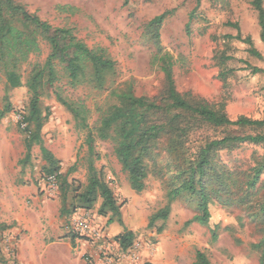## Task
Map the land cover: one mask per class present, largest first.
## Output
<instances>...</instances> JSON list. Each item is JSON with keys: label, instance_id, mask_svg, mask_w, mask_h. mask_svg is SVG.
Returning a JSON list of instances; mask_svg holds the SVG:
<instances>
[{"label": "rangeland", "instance_id": "374dc122", "mask_svg": "<svg viewBox=\"0 0 264 264\" xmlns=\"http://www.w3.org/2000/svg\"><path fill=\"white\" fill-rule=\"evenodd\" d=\"M29 13L35 14L51 26L72 29L78 39L89 48H103L116 63L114 88L119 92L130 90L135 96L152 98L164 87L163 76L151 64L153 49L142 38L144 25L153 17L167 12L160 29L163 49L175 60L173 76L176 90L194 102H204L216 108L223 107L228 118L242 116L264 120V74H251L240 61L264 70V44L259 40L256 14L248 0H202L195 18L186 25L195 0H14ZM264 6V0H263ZM238 23L243 36H250L260 58L252 57L247 47L234 40H224L236 32L226 26ZM40 53L31 55L20 67L23 85L31 65H42L49 53L48 46L40 41ZM220 52L234 57L220 67L214 59ZM231 70L225 82L219 78L222 71ZM64 97L81 101L89 110V126L94 129L101 109L115 104L109 90L95 91L86 85L70 87L62 77L55 84ZM54 86V87H55ZM4 79L0 75V109ZM12 112L0 120V264H20L17 251L20 238L30 233L29 226L42 222L49 225L52 241L73 239L72 252L79 264H193L196 251L204 252L210 264H258V252L253 248L259 235L255 224L249 220L247 210L240 207L224 208L217 203L209 207L211 223L219 225L215 243L210 242L206 227L195 222L187 223L194 210L181 199L171 204L165 222H157L148 229L149 217L166 204L164 180L149 172L145 188L135 193L127 176L121 171L111 142L95 140L93 154L85 145V132L75 128L71 115L55 100L54 89L44 87L40 92V109L47 116L41 137L43 146L59 165L60 179L84 186L87 168L92 161L96 171L103 175L120 206L121 225L109 217L97 214L98 200L92 210H77L59 217V188L49 193L42 174L44 161L39 148L31 150L30 160L20 163L25 156L24 124L21 115L27 108L29 94L25 86L9 94ZM234 134H256L264 130H230ZM220 136V131L205 130L198 137ZM254 154H264V149L241 146L222 158L230 165L245 168ZM264 180V173L261 176ZM73 193H67L64 208L70 210ZM39 202V203H38ZM48 204L43 219L33 213L38 205ZM74 219L88 221V230L79 235L73 231ZM161 227L162 232L157 233ZM3 228H7L3 230ZM3 230V231H2ZM129 231L132 245L122 251L115 237ZM98 238H96V237ZM15 250L14 260L8 251Z\"/></svg>", "mask_w": 264, "mask_h": 264}, {"label": "trees", "instance_id": "16d2710c", "mask_svg": "<svg viewBox=\"0 0 264 264\" xmlns=\"http://www.w3.org/2000/svg\"><path fill=\"white\" fill-rule=\"evenodd\" d=\"M201 2L195 0V6L188 16L187 31ZM248 4L256 14L259 40L264 44L263 0H248ZM167 14L165 12L149 20L142 33L143 40L153 49L151 64L157 67L164 82L162 92L148 98L135 96L130 90L119 92L113 87L116 63L105 49L89 48L72 29L51 26L14 0H0V75L4 79L0 120L12 112L10 92L25 86L29 102L21 115L20 123L25 125V156L20 163H27L32 148L37 146L44 161V178L55 174L59 182L58 162L43 146L41 137L47 116L42 115L39 95L44 87H53L55 100L71 115L75 128L85 132L84 142L89 155L93 154L95 140L111 142L113 154L135 193L144 190L149 172L164 180L166 204L149 217L148 229L154 228L157 222H165L171 204L181 199L194 210V216L187 223L195 222L206 227L210 242L215 243L219 225L211 223L209 207L213 203L224 208L240 207L247 210L249 220L255 224L259 239L253 248L259 254L258 264H264V180L261 179L264 154H253L245 168L230 165L222 158L224 153L241 146L264 149L263 132H229L246 129L263 131L264 120L242 116L232 120L227 117L222 106L216 108L204 102H194L176 90L173 76L175 60L160 42V29ZM226 26L236 34L227 35L224 40L237 41L247 47L250 56L260 58L252 39L242 35L238 23H227ZM40 41L48 46L49 53L42 65L30 66L23 85L20 67L28 62L31 55L40 53ZM214 59L220 67L234 61V57L225 52H220ZM240 62L251 74H264V70ZM232 73L231 70L222 71L219 78L225 82ZM62 77L72 88L86 85L95 91L109 90V95L115 99V104L100 110L94 129L89 126V110L84 103L64 97L62 90L55 86ZM205 130L220 131L221 135L215 138L208 135L198 137ZM58 188L61 197L60 218L77 210H92L100 200L97 214L109 217L110 223L115 220L121 225L120 206L92 161L88 164L84 186L74 187L73 182L68 183L66 177H62ZM69 191L74 194L70 210L64 208ZM161 232L162 228L159 227L157 233ZM132 239L133 235L129 231L115 237L122 251L131 247ZM12 253L15 254V250ZM193 264H210V261L204 252L196 251Z\"/></svg>", "mask_w": 264, "mask_h": 264}, {"label": "crops", "instance_id": "0c3cea01", "mask_svg": "<svg viewBox=\"0 0 264 264\" xmlns=\"http://www.w3.org/2000/svg\"><path fill=\"white\" fill-rule=\"evenodd\" d=\"M46 209L48 204L38 205L33 213L43 219ZM28 228L30 233L20 238L18 246L17 259L20 264H79V258L72 252L71 240L61 239L62 235H57L60 240L52 241V227L42 222Z\"/></svg>", "mask_w": 264, "mask_h": 264}, {"label": "built area", "instance_id": "2783aa9c", "mask_svg": "<svg viewBox=\"0 0 264 264\" xmlns=\"http://www.w3.org/2000/svg\"><path fill=\"white\" fill-rule=\"evenodd\" d=\"M45 184L47 191L49 193H54L58 189V182H57V177L55 174L49 175L45 178ZM78 219H74V222L72 224L73 231L75 234L79 235L81 233H86L88 230V221H83V222H78ZM96 237V236H95ZM98 238V237H96ZM8 256L10 257L11 260H14L15 254L12 253V251H8Z\"/></svg>", "mask_w": 264, "mask_h": 264}]
</instances>
